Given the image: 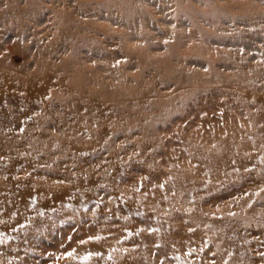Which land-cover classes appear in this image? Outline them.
Returning <instances> with one entry per match:
<instances>
[{
	"label": "rangeland",
	"instance_id": "rangeland-1",
	"mask_svg": "<svg viewBox=\"0 0 264 264\" xmlns=\"http://www.w3.org/2000/svg\"><path fill=\"white\" fill-rule=\"evenodd\" d=\"M99 2L0 0V264H264V0Z\"/></svg>",
	"mask_w": 264,
	"mask_h": 264
},
{
	"label": "bare ground",
	"instance_id": "bare-ground-1",
	"mask_svg": "<svg viewBox=\"0 0 264 264\" xmlns=\"http://www.w3.org/2000/svg\"><path fill=\"white\" fill-rule=\"evenodd\" d=\"M119 0H104V2H99L97 5L99 6V8H101V7H103V6H105L106 5V14H109V13H112V9L113 8H111L110 6L111 5H118L119 3ZM85 5L86 6H88V4L87 3H85ZM105 8H103V9H105ZM113 12H116L114 9H113ZM113 14V13H112ZM113 15H115L116 16V13H114ZM23 180H25V179H23V178H18V179H16V180H14L15 181V183L18 185V186H20V189H19V205H20V207H19V209H23V208H25V205L30 201V199H31V196H32V192H29V191H27L26 189H25V187H24V184L21 182V181H23ZM1 185L2 184H0V187H1ZM52 199H54V200H58V197H57V195H55V196H52ZM34 200H36V196L34 197ZM31 206V209L33 208V209H38V208H40V207H36V206H38V205H35V204H30V205H28L27 207H26V209H25V212L24 213H27L28 211H30V210H27L28 209V207H30ZM48 205H47V203H46V206L45 207H47ZM27 210V211H26ZM17 217H18V215H17ZM96 258V257H95Z\"/></svg>",
	"mask_w": 264,
	"mask_h": 264
},
{
	"label": "snow or ice",
	"instance_id": "snow-or-ice-1",
	"mask_svg": "<svg viewBox=\"0 0 264 264\" xmlns=\"http://www.w3.org/2000/svg\"><path fill=\"white\" fill-rule=\"evenodd\" d=\"M89 239H93V237H89ZM95 239H99V237H95ZM85 241H81V243H84ZM192 251H195L194 249ZM66 256H72L73 253L72 252H67L65 253ZM88 257H83V259H87Z\"/></svg>",
	"mask_w": 264,
	"mask_h": 264
}]
</instances>
